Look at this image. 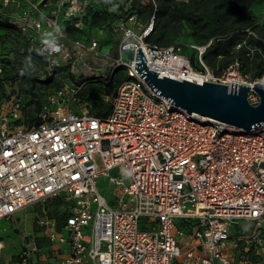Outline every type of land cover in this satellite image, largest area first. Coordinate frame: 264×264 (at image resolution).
Masks as SVG:
<instances>
[{
	"label": "built area",
	"instance_id": "obj_1",
	"mask_svg": "<svg viewBox=\"0 0 264 264\" xmlns=\"http://www.w3.org/2000/svg\"><path fill=\"white\" fill-rule=\"evenodd\" d=\"M25 1L22 8L24 0H0V9H19L0 10V20L20 30L45 75L62 83L44 101L39 123L10 122L17 112L0 118V219L35 202L65 199L70 213L62 228L55 219L40 220L48 241L68 249L59 264H264V124L245 129L188 113L136 70L142 47L161 78L232 86L243 83L236 80L239 62L217 73L205 57L213 38L190 44L192 55L179 41L152 45L146 38L154 18L143 25L135 15L114 25L115 54L102 52L96 38L65 31L83 26L89 0ZM62 13L72 20L65 27ZM246 45L243 38L235 48ZM118 72L125 78L107 95V113H91L81 92ZM101 177L117 185L114 199L101 193ZM242 222L253 224L249 234L233 232ZM244 237L260 259L245 255Z\"/></svg>",
	"mask_w": 264,
	"mask_h": 264
},
{
	"label": "rangeland",
	"instance_id": "obj_2",
	"mask_svg": "<svg viewBox=\"0 0 264 264\" xmlns=\"http://www.w3.org/2000/svg\"><path fill=\"white\" fill-rule=\"evenodd\" d=\"M24 5H27L25 0L22 8H24ZM0 10L4 11L5 14H16L19 9L15 5H11L6 8L2 7ZM252 10L257 23L263 22L264 0L254 5ZM71 22L72 20L66 17L64 13L60 15L59 23L61 27H65ZM85 30L89 31L88 27ZM251 30L262 41V44L257 47H252V45H248L247 43L245 47L249 49V57L251 59L255 56L257 50L259 52L258 58L264 65V36L258 33L253 27H251ZM19 32L8 27L0 28V118L2 116H9L10 112H17L19 118L17 120L10 119V122L15 121L14 123L16 125L22 123L23 120L31 122L30 117H35L38 114L36 111L37 98L41 96L42 101L46 100L53 93L57 83L60 82L55 77L48 83L44 82V79L48 76L45 75L44 61L40 56L29 51L30 54L26 51L22 37L23 34L21 35ZM94 33L95 38L101 44L102 52H107L111 46L117 43V37L113 32L110 34L107 30H94ZM110 37L115 40V44L114 41L103 43V41ZM177 40L185 46V52L192 55L193 49L189 46L195 41L192 33L187 30ZM236 61L239 62V74L236 80L246 84L264 82V71L261 75L252 79V69L245 73L247 69L238 59L234 62ZM214 69L217 73L222 72L218 67H214ZM30 74H33L36 79L30 80L28 77ZM50 84L51 86H49ZM95 86L96 89L87 92L85 97V101L88 103L87 109L91 113L107 108L105 107L107 104L105 101L107 97L106 90L103 87ZM109 91L112 94L114 88L111 90L109 88ZM90 93H92V97L88 96ZM249 95L251 102H259L258 94L254 90H251ZM75 110L77 109L75 108ZM111 174L116 175L117 173L112 171ZM98 181L101 193L108 200H112L119 195L117 185L109 183L108 178L101 177ZM68 208L69 203L62 197L49 198L27 206L11 218L0 219V264H59L63 255L61 250L66 252L68 249L67 247L61 248L58 244L51 243L47 240L40 220L42 218H50L55 219L56 222H60L63 220V214L67 212ZM251 228H253L252 223L242 222L233 227V232L236 231L238 233L240 232L239 230H245V233L249 234ZM64 236L68 238L67 230L64 231ZM240 243L241 248L247 251L245 255L250 260L252 258L254 260L260 259L252 251H249L252 248V242L247 237L241 238Z\"/></svg>",
	"mask_w": 264,
	"mask_h": 264
},
{
	"label": "trees",
	"instance_id": "obj_3",
	"mask_svg": "<svg viewBox=\"0 0 264 264\" xmlns=\"http://www.w3.org/2000/svg\"><path fill=\"white\" fill-rule=\"evenodd\" d=\"M263 0H89V5L85 14L82 16V27L70 24L65 27L67 35L72 38L89 39L94 30H107L113 32V27L121 19H126L130 15H135L136 20L143 25H147L151 18H154V26L146 40L152 45L168 46L178 42L177 38L189 30L196 44H206L210 39L213 43L206 51L205 57L211 67H218L223 70L238 59L247 69L245 73L252 69L251 78L261 75L264 65L259 60V52L251 59L247 47L235 48L236 43L247 38L248 45L257 47L262 41L256 34H248L246 28L253 27L258 33L264 36V21L257 23L252 7L261 3ZM8 27L20 31L12 24L7 17L0 20V28ZM89 31L85 30V28ZM21 35L22 33L19 32ZM24 47L27 52L28 41L24 35ZM30 53V52H29ZM31 54V53H30ZM34 54V53H33ZM41 58V57H40ZM42 59V58H41ZM30 80H35L33 74L28 76ZM52 76H46L45 83L51 81ZM125 78L122 72L114 75L110 82L104 86L101 83L89 84L80 96L85 100L86 93L103 87L106 94ZM57 83L53 93L61 85L62 80ZM33 82V81H32ZM51 86V84L49 85ZM55 86V85H54ZM40 96V95H39ZM92 97V93L88 94ZM41 97V96H40ZM38 97L37 113L44 106V101ZM108 108V105L106 106ZM107 108L94 112L95 114L105 115ZM32 123H39L38 116L30 117ZM70 210L63 214V220L58 222L59 228L64 225L65 218ZM48 240V239H47ZM64 253V250H61Z\"/></svg>",
	"mask_w": 264,
	"mask_h": 264
},
{
	"label": "water",
	"instance_id": "obj_4",
	"mask_svg": "<svg viewBox=\"0 0 264 264\" xmlns=\"http://www.w3.org/2000/svg\"><path fill=\"white\" fill-rule=\"evenodd\" d=\"M142 47L137 49L136 70L157 93L188 113H198L250 129L264 124V82L235 83L228 86L216 81L197 83L187 79L159 77L151 70ZM254 90L259 102L252 103L249 93Z\"/></svg>",
	"mask_w": 264,
	"mask_h": 264
},
{
	"label": "clouds",
	"instance_id": "obj_5",
	"mask_svg": "<svg viewBox=\"0 0 264 264\" xmlns=\"http://www.w3.org/2000/svg\"><path fill=\"white\" fill-rule=\"evenodd\" d=\"M55 31L60 32L59 26H56ZM49 36L47 34H45L44 38H43V43L45 46H47L49 49H52L54 46V40L49 39ZM23 74V73H22Z\"/></svg>",
	"mask_w": 264,
	"mask_h": 264
},
{
	"label": "crops",
	"instance_id": "obj_6",
	"mask_svg": "<svg viewBox=\"0 0 264 264\" xmlns=\"http://www.w3.org/2000/svg\"><path fill=\"white\" fill-rule=\"evenodd\" d=\"M96 31H101V29L100 30H96ZM95 33H94V31L92 32V34L90 35L91 37L90 38H92V37H94L95 38V35H94ZM111 34V33H110ZM111 36V35H110ZM117 40V39H116ZM110 41H114V44H115V40L112 38V37H110V38H108L107 40H105V41H103V43H107V42H110ZM116 47H117V43L115 44V45H113V46H111L108 50H109V52L110 53H112V54H115V52H116Z\"/></svg>",
	"mask_w": 264,
	"mask_h": 264
}]
</instances>
